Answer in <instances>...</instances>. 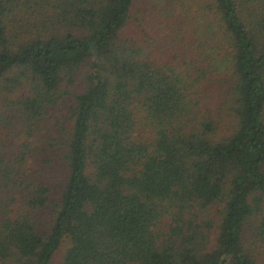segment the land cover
Returning a JSON list of instances; mask_svg holds the SVG:
<instances>
[{
    "label": "trees",
    "instance_id": "1",
    "mask_svg": "<svg viewBox=\"0 0 264 264\" xmlns=\"http://www.w3.org/2000/svg\"><path fill=\"white\" fill-rule=\"evenodd\" d=\"M63 242L264 264V0H0V264Z\"/></svg>",
    "mask_w": 264,
    "mask_h": 264
},
{
    "label": "rangeland",
    "instance_id": "2",
    "mask_svg": "<svg viewBox=\"0 0 264 264\" xmlns=\"http://www.w3.org/2000/svg\"><path fill=\"white\" fill-rule=\"evenodd\" d=\"M220 118L223 119V120L229 119V117L228 118L225 117L224 112L221 114ZM66 247H67L66 242H63V243L60 244V246L58 247V249L53 254L52 264H57L61 260V258L63 256V253H64V251L66 249Z\"/></svg>",
    "mask_w": 264,
    "mask_h": 264
}]
</instances>
